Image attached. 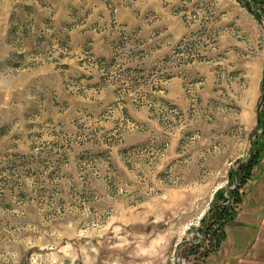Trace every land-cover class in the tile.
Listing matches in <instances>:
<instances>
[{"label":"rangeland","instance_id":"1","mask_svg":"<svg viewBox=\"0 0 264 264\" xmlns=\"http://www.w3.org/2000/svg\"><path fill=\"white\" fill-rule=\"evenodd\" d=\"M245 2L0 0V264H264V161L198 232L258 126Z\"/></svg>","mask_w":264,"mask_h":264},{"label":"trees","instance_id":"2","mask_svg":"<svg viewBox=\"0 0 264 264\" xmlns=\"http://www.w3.org/2000/svg\"><path fill=\"white\" fill-rule=\"evenodd\" d=\"M251 4L253 6H251ZM245 6L250 12H252V9H255V11H257L254 14L256 17L258 13L264 17V10L256 0H246ZM261 86L263 96L257 108L258 126L253 133L254 140L252 142L251 153L245 160L238 161L237 168L233 173V179L236 180V183H234L233 180V188L226 191V196L220 195V197L215 200L208 210L207 218L203 220L201 228L198 229V232L204 234L202 227L206 224H211L206 225V235H203V239H205L204 236L210 237L216 246L220 245L219 243H221L226 236L224 231L226 225L234 221L237 216L242 198L246 193L245 187L253 180L254 168L259 167L264 161V69ZM258 131L260 133H257ZM260 218L261 217L257 216L255 219L256 225L259 224Z\"/></svg>","mask_w":264,"mask_h":264},{"label":"crops","instance_id":"3","mask_svg":"<svg viewBox=\"0 0 264 264\" xmlns=\"http://www.w3.org/2000/svg\"><path fill=\"white\" fill-rule=\"evenodd\" d=\"M190 32V28H188V27H185V26H183L182 27V30H181V28H178V29H176V28H172V27H170V36H171V38L173 39V41H175V42H177L179 39H180V34L183 36V37H185V36H187V34ZM264 69V68H263ZM261 82V81H260ZM242 109H245L244 107H241ZM248 109V107L246 108V110ZM261 229H262V227L260 226V227H258V229H257V233H255V236H254V238H253V242L252 243H250V246L249 247H252L253 245H254V247H257L259 244H260V236H258V235H260V232H261ZM262 234H263V232H262ZM255 243V244H254ZM249 247H248V249H249ZM237 261H241V259H238ZM241 262H239V264H240ZM236 264H238V263H236Z\"/></svg>","mask_w":264,"mask_h":264},{"label":"water","instance_id":"4","mask_svg":"<svg viewBox=\"0 0 264 264\" xmlns=\"http://www.w3.org/2000/svg\"><path fill=\"white\" fill-rule=\"evenodd\" d=\"M251 6H253L252 4H251ZM255 10V9H254ZM257 12V11H256ZM258 18L261 20V24H262V28H263V30H264V17L262 16V15H260V14H258ZM251 146H252V143H251ZM234 183H236V180L234 179ZM208 213V212H207ZM179 248H180V244L177 246V249H176V252L178 253V251H179Z\"/></svg>","mask_w":264,"mask_h":264}]
</instances>
